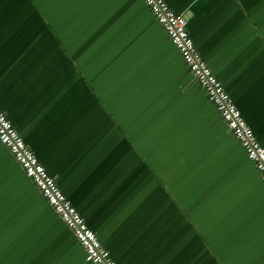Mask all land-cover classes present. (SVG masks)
Returning a JSON list of instances; mask_svg holds the SVG:
<instances>
[{
	"label": "crops",
	"instance_id": "obj_1",
	"mask_svg": "<svg viewBox=\"0 0 264 264\" xmlns=\"http://www.w3.org/2000/svg\"><path fill=\"white\" fill-rule=\"evenodd\" d=\"M164 1L264 146V0ZM0 110L116 264H264V182L143 0H0ZM0 264H92L1 143Z\"/></svg>",
	"mask_w": 264,
	"mask_h": 264
},
{
	"label": "built area",
	"instance_id": "obj_2",
	"mask_svg": "<svg viewBox=\"0 0 264 264\" xmlns=\"http://www.w3.org/2000/svg\"><path fill=\"white\" fill-rule=\"evenodd\" d=\"M143 2L264 182V167L260 163L264 160V146L260 145L252 129L195 49L187 31L185 17L176 14L164 0ZM0 143L8 149L24 175L31 180L47 205L83 248L85 261L92 264H116L1 110Z\"/></svg>",
	"mask_w": 264,
	"mask_h": 264
},
{
	"label": "snow or ice",
	"instance_id": "obj_3",
	"mask_svg": "<svg viewBox=\"0 0 264 264\" xmlns=\"http://www.w3.org/2000/svg\"><path fill=\"white\" fill-rule=\"evenodd\" d=\"M45 23H46V21H45ZM260 163H261V166L264 167V160H261Z\"/></svg>",
	"mask_w": 264,
	"mask_h": 264
},
{
	"label": "trees",
	"instance_id": "obj_4",
	"mask_svg": "<svg viewBox=\"0 0 264 264\" xmlns=\"http://www.w3.org/2000/svg\"><path fill=\"white\" fill-rule=\"evenodd\" d=\"M225 124V123H224ZM226 126V125H225ZM228 129V128H227ZM228 131L230 132V130L228 129ZM231 133V132H230ZM232 135V134H231ZM233 136V135H232ZM255 168V167H254ZM256 170V169H255Z\"/></svg>",
	"mask_w": 264,
	"mask_h": 264
},
{
	"label": "water",
	"instance_id": "obj_5",
	"mask_svg": "<svg viewBox=\"0 0 264 264\" xmlns=\"http://www.w3.org/2000/svg\"><path fill=\"white\" fill-rule=\"evenodd\" d=\"M185 17V19L187 20L188 18L186 17V15H183Z\"/></svg>",
	"mask_w": 264,
	"mask_h": 264
}]
</instances>
